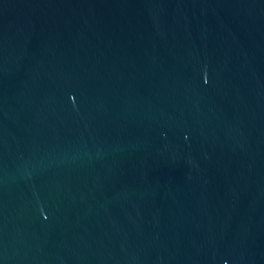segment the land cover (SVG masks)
Returning a JSON list of instances; mask_svg holds the SVG:
<instances>
[{
  "label": "water",
  "instance_id": "95a60500",
  "mask_svg": "<svg viewBox=\"0 0 264 264\" xmlns=\"http://www.w3.org/2000/svg\"><path fill=\"white\" fill-rule=\"evenodd\" d=\"M0 264H264V0H0Z\"/></svg>",
  "mask_w": 264,
  "mask_h": 264
}]
</instances>
